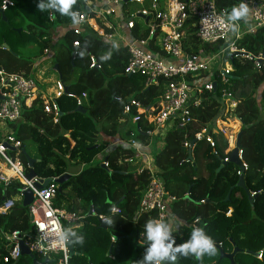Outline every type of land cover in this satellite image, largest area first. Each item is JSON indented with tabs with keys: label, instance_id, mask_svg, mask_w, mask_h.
<instances>
[{
	"label": "trees",
	"instance_id": "1",
	"mask_svg": "<svg viewBox=\"0 0 264 264\" xmlns=\"http://www.w3.org/2000/svg\"><path fill=\"white\" fill-rule=\"evenodd\" d=\"M13 1L14 5L4 11L7 22L0 15V70L7 74L33 78L35 61L20 55V49L34 43L39 56L43 57L44 50L55 46L52 45L51 29L57 25L68 27L62 35L65 43L57 46L52 59V69L57 64L56 74L66 88L57 99L61 113L58 121L54 123L52 115L44 112L43 98L39 94L31 106L23 105L18 121L8 123L21 142L18 156L24 171L27 174L29 167L22 150L36 160L33 171L39 178H57L70 173L71 177L61 184L55 200L63 196L68 210L76 209L80 204L87 209L92 206L96 214L106 218L103 227L96 215L85 211L83 225L70 229L76 236L83 237L82 243L70 238L74 250L70 264H89V261L91 264H137L148 246L144 225L155 219L156 212L135 217L150 174L143 168V163L140 164V157L128 142H138L143 151L149 153V145L157 135L149 134L154 123L144 110L154 115L164 81L145 88L143 76L124 72L129 59L126 47L111 44L87 25L83 26L81 33H75L71 16L54 9L55 17L52 18L50 9H38L39 0ZM144 4L147 6V2ZM215 4L218 10L230 13L233 7L239 6L240 0H215ZM119 9L120 16L129 18V1ZM84 10L86 7L81 0H71L70 11ZM182 30V47L187 54H213L224 46L220 40H198L193 19L188 20ZM131 34L135 38L146 39L149 29L135 19ZM154 40L155 37L149 38L151 47ZM73 42L78 46L74 47ZM4 43L7 48L3 47ZM238 46L255 56L263 53L264 27L246 35ZM72 52H75L73 61ZM91 59L100 68H91ZM232 66L229 83L237 101L234 114L241 122L240 151L245 167L240 169L228 163L217 172L222 161L230 155V152L225 153V138L212 131L214 120L222 113L218 87L206 92L200 106L192 111L194 122L182 128L168 129L162 137V148L149 154L156 175L163 181L167 194L174 198L166 221L182 222L176 231H172L174 246L190 238L191 224L195 223L224 253H231L234 247L239 249L234 255L235 264H264V65L255 68L249 60L233 58ZM207 77H204L205 81ZM212 79L219 82L218 72L213 73ZM81 94L86 95L83 103L86 113L75 112L74 97ZM131 102L138 103L140 109L132 106ZM125 106L130 107L128 114L124 113ZM138 113L140 120L132 122L131 118ZM204 128L205 135L212 137L213 146L205 140L195 142L189 157L185 142L193 143L194 133ZM111 143H114L113 148L107 149ZM101 153L104 154L102 159L95 160ZM9 154L14 155L10 151ZM105 157L107 167L102 163ZM238 171H241L240 175H237ZM239 176L243 177L245 188L252 196L254 217L245 189L235 187L225 201ZM19 186L16 180H12L6 190L0 184V200L15 199L14 207L6 215H0V232L24 233L31 228L27 207H22L17 199ZM77 200L80 203H76ZM113 207L120 212L112 213ZM111 237L116 240L112 242ZM109 249L110 255H107ZM215 249L214 254H205L201 259L178 253L175 263L230 264L227 259H220L219 250ZM259 252L260 258L253 254ZM6 253L5 243L0 238V264L13 263L3 261ZM33 256L37 261L43 260L36 254ZM26 260L30 258H20L16 264H21V261L26 264ZM29 264H32L31 260Z\"/></svg>",
	"mask_w": 264,
	"mask_h": 264
},
{
	"label": "built area",
	"instance_id": "2",
	"mask_svg": "<svg viewBox=\"0 0 264 264\" xmlns=\"http://www.w3.org/2000/svg\"><path fill=\"white\" fill-rule=\"evenodd\" d=\"M81 1L85 4L86 10L75 12L77 17L75 33H81L83 26L87 25L99 37L111 44L117 46L116 42H120L122 46L126 47L129 54L128 63L124 69L125 74L143 76L145 88L157 86L161 80L164 81L162 94L156 103L157 110L154 115H149L151 111L144 110L147 118L154 123L153 131L149 134L162 138L171 127L182 128L190 125L195 121L192 111L200 106L204 94L218 87L222 113L214 120L212 131L225 138L227 142L225 153L231 152L235 147L241 122L234 114L237 101L229 83V76L233 71L229 56L233 54V58L249 60L253 62L255 68L264 65V52L255 56L238 46V42L246 35L264 27V0H243L249 12L246 19L235 22L238 24L236 31H232L228 27L227 15L229 13L224 9L218 10L215 0H128L129 3L134 2L141 5L138 9L130 12L129 18L120 16L129 31V40L119 30L120 21L116 13L126 3L125 0ZM145 2H147V6H145ZM13 5V0H0V12L4 13ZM135 19H138L143 26L148 27V38L139 39L132 36L131 31L135 27ZM190 19L194 20V34L198 40L203 42L220 40L224 44L223 48L213 54L192 55L185 53L182 47L184 37L182 29ZM117 32L120 34L118 38H115ZM150 37H155L152 47L149 45ZM73 46L77 47L78 43L73 42ZM152 48H156V50ZM44 53L46 54L47 50H44ZM226 57L229 61L225 60ZM219 59L224 60L223 64L217 68ZM90 67L100 68L92 59ZM214 72H218L219 82L214 79L205 81L204 77L207 75L212 77ZM213 83L216 84L215 87ZM55 89L56 91L50 94H40L43 98V110L46 114L52 115L54 123L58 121L57 99L66 88L58 80ZM0 95L2 97L0 100V123L8 124L20 119L23 105L31 106L33 100L39 95V91L34 78L19 74H7L0 70ZM85 97V94L74 97L76 106L83 107ZM131 105L140 109L138 103L131 102ZM129 112L130 107L125 106L124 113L128 114ZM140 118L138 113L131 120L136 122ZM201 140H205L213 146V139L211 136L205 135V128L201 132L194 133L193 144L185 142L184 146L192 150L194 143ZM4 144L12 147V150L5 148ZM128 145L134 149L138 157L143 158V168L147 169L150 174V181L140 198L135 217L155 211V219L166 221L169 206L174 198L167 194L163 181L156 175L151 154L143 151L142 145L134 140L129 141ZM20 150L21 142L12 131L0 129V184L6 190L12 180H16L20 183L17 189V199L21 202L22 193L28 189L32 192L33 197L32 202L27 206L30 230L24 233L19 231L0 232V238L4 241L7 250L3 261L14 262L22 257L19 246L21 240L32 254L40 256L43 260L47 259L45 264H70L68 242L61 243L59 233L63 230L81 227L86 213L82 211L81 206L72 210L56 207L54 201L58 191V184L55 182L57 178H49L48 184L40 189L37 188L36 178L28 179L26 177L18 156ZM9 151L14 155H10ZM238 158L241 160V151H239ZM102 163L107 167L106 161ZM241 164L240 169L245 167L242 161ZM2 165L11 170L10 175L2 170ZM240 174L241 171H238L237 175ZM76 203H80V201L77 200ZM14 205L15 199L2 198L0 200V215H6ZM88 212L96 215L101 223H105V216L96 214L92 206L89 207ZM111 212L119 213L120 211L117 207H113ZM229 213L230 211L227 214ZM191 228H197L195 223L191 224ZM111 241H115L113 237H111ZM257 256L260 258L261 252Z\"/></svg>",
	"mask_w": 264,
	"mask_h": 264
},
{
	"label": "clouds",
	"instance_id": "3",
	"mask_svg": "<svg viewBox=\"0 0 264 264\" xmlns=\"http://www.w3.org/2000/svg\"><path fill=\"white\" fill-rule=\"evenodd\" d=\"M37 7L41 11L55 9L61 14L69 15L74 23L77 20L76 13L70 11L71 0H46V2L39 0ZM248 12L247 5L241 0L239 6L233 7L227 15L228 27L236 31L238 24L235 22L246 19ZM144 234L148 246L137 264H163L165 261H168V264H174L178 253L184 256L194 255L196 259H201L205 254L212 255L216 251L212 238L206 235L201 228H193L190 238L177 246H174L172 225L168 221L158 219L148 221L144 225ZM73 237L77 242H83V237L76 236V233L71 230H63L59 233L61 243L69 242Z\"/></svg>",
	"mask_w": 264,
	"mask_h": 264
},
{
	"label": "water",
	"instance_id": "4",
	"mask_svg": "<svg viewBox=\"0 0 264 264\" xmlns=\"http://www.w3.org/2000/svg\"><path fill=\"white\" fill-rule=\"evenodd\" d=\"M128 0H125V2H127ZM51 11V17L54 18L55 17V14H54V9H50ZM0 15H1V19L5 22H7V19L4 15L3 12H0ZM3 47L4 48H7V45L4 43L3 44ZM74 56H75V52H72L71 53V57H72V61L74 59ZM229 60L232 62L233 60V54H231L229 56ZM57 73H58V66L57 64L54 65V68H53ZM59 79H60V76H59ZM214 87L216 86L215 83H213ZM0 100H2V97L0 95ZM75 112H79V113H86V109L81 107V106H77L76 109H75ZM58 117L61 116V113L58 112ZM240 131L238 132L237 136H236V141H235V147L231 150L230 152V155L229 157L227 158V160H223L221 165L219 166V168L217 169V172L222 168V166L228 164V163H233L235 165H237L239 168H241V160L238 158V154H239V151H240ZM193 144V143H191ZM5 148H8V149H11L12 150V147L8 146L7 144H4L3 145ZM23 153H24V156L26 158V162H27V166L29 167V171L28 173L26 174V177L28 179H31V178H36L37 180V183H36V187L37 188H42L43 186H45L46 184H48L50 182L49 179H43V178H39V177H36V174L35 172L33 171V165L35 163V159L30 157L29 155H27L24 150H22ZM189 157H191V149H189ZM107 158L105 157L104 158V161H106ZM71 177V174L70 173H64L62 174L61 176L57 177V179H55V182L58 184V191H61V184L67 180L68 178ZM235 187H240L242 189H245L247 195H248V199H249V202H250V207H251V215L252 217L255 216L254 214V208H253V203H252V196L250 195V193L248 192V190H246L245 188V185H244V181H243V177L242 176H239L238 178V181L236 183L235 186H232L227 195H226V198H225V201H227L230 197V194H231V191L235 188ZM33 200V197H32V192L28 189V190H25L23 193H22V200H21V205L22 207H27ZM101 223V222H100ZM101 226L105 227V224L104 223H101ZM114 240H116L114 238ZM19 246H20V249H21V254L23 256H29L31 259H32V264H45L47 263V259H44L43 261H37L36 258H34L33 254L29 251V249L27 248V246H25L23 244V242L20 240L19 241ZM214 247L217 248L219 250V258L222 259V258H225L227 259L230 264H235L234 263V255L239 251V249L237 247H234L232 252L231 253H224L220 246L219 245H216L214 244ZM68 249H69V254L70 256H72L74 254V250H73V241L70 239L69 242H68ZM255 256H257L258 254L257 253H253ZM107 255H110V249L108 250L107 252ZM89 261V259H88ZM18 261H14L12 264H16ZM90 263V261H89ZM163 264H168V261H165L163 262ZM174 264L175 261H174Z\"/></svg>",
	"mask_w": 264,
	"mask_h": 264
},
{
	"label": "rangeland",
	"instance_id": "5",
	"mask_svg": "<svg viewBox=\"0 0 264 264\" xmlns=\"http://www.w3.org/2000/svg\"><path fill=\"white\" fill-rule=\"evenodd\" d=\"M140 6L141 5L138 4V3H134V2L130 3L131 11L138 9ZM17 20H18V18L15 21H17ZM73 25H74V27H77V25L74 22H73ZM66 28H68V27L65 26V25H57L56 27H53L51 29V32L53 33L54 43L56 45V46H53V50H55L57 48V46L61 42L65 43L64 40H62V34H63L64 31H66ZM126 39L129 40V37H126ZM121 42H124V41H121ZM116 44L117 45H121L120 42H116ZM50 50L51 49H48L49 52H50ZM20 55H22L23 57H30V58H33V59L34 58H36V59L40 58L39 53H38V47L34 43H28L25 47L21 48L20 49ZM52 59H53V57L50 58L49 60H46L45 63H43V65H40L41 73H39V71H38L33 76V78L35 79V81L37 83V88H38L39 94H41V95H43V94L47 95V94H50V93L56 91V89L53 88V87L56 86V82L58 81L59 77L56 74L55 70L52 69V65H53V60ZM227 59H228V57L225 58V60H227ZM223 60L224 59H219L218 60L217 68H219L221 66V64H223ZM227 61H229V60H227ZM43 68H45V69H43ZM206 79L212 80V77L209 76ZM262 86H264V84ZM262 86L257 90V94L259 93V91L262 88ZM0 128L3 131H8V132L12 131L10 126L8 124H6V123H0ZM238 129H239V127H238ZM161 142H162V138L161 137H159V136L153 137V141H151V144L149 145L150 150H151V152H150L151 154H153L154 151H156L158 149V145ZM115 143H116V141H115ZM26 144H27V146H29L28 143H26ZM110 148H111V146H110ZM107 149H109V147H107ZM103 155H104L103 153L97 155L95 160H97V161L101 160ZM139 159H140L139 160L140 164L142 165V163H144L143 158L140 157ZM0 160H1V158H0ZM77 169L78 168H76V170ZM54 204L58 208H62V209L68 210L66 208L67 201H66V199L63 196L62 197L60 196L57 201L55 200ZM82 211H84V212L86 211V213H87L88 209L84 208L82 206ZM170 223L173 224V220ZM24 257L25 256L21 257V259H23ZM37 257H38V259L41 258L38 255H37ZM30 260L32 261L31 258H30ZM30 260H26V264H29ZM21 264H23L22 261H21Z\"/></svg>",
	"mask_w": 264,
	"mask_h": 264
},
{
	"label": "crops",
	"instance_id": "6",
	"mask_svg": "<svg viewBox=\"0 0 264 264\" xmlns=\"http://www.w3.org/2000/svg\"><path fill=\"white\" fill-rule=\"evenodd\" d=\"M120 9H118L117 10V16H118V18H119V21H120V26H119V30L122 32V33H124V35H125V37H129L128 36V30L126 29V27H125V25H124V22L122 21V19H121V17H120ZM64 33V32H63ZM120 34V32H117L116 33V35H115V38H118V35ZM63 35V34H62ZM52 41H53V44L52 45H55L54 44V38L52 37ZM56 46V45H55ZM117 46H121V45H117ZM54 51L55 50H53V49H51L50 50V52L47 50V53L45 54H43V57H40L39 59L37 58H34V61H35V69H36V72H38L39 71V73H41V69H40V65H43V64H41V63H45V61L46 60H49L50 58H52L53 57V53H54ZM43 69H45V68H43ZM36 72H35V74H36ZM58 80H59V78H58ZM53 88H55V86L53 87ZM1 129V128H0ZM110 146H111V148H110ZM110 146H108L109 147V149H112L113 148V146H114V143H111L110 144ZM162 146H163V142H161V143H159V145H158V149H160V148H162ZM149 147H147V149H148ZM148 151V150H147ZM149 153H150V149H149ZM6 168V167H5ZM9 170V169H8ZM81 206V204L80 205H78V207H80ZM82 207V206H81ZM227 215H229V214H227ZM182 224V222H180L179 220L178 221H174L173 222V224H171L172 225V231H176L177 229H178V226L179 225H181Z\"/></svg>",
	"mask_w": 264,
	"mask_h": 264
},
{
	"label": "bare ground",
	"instance_id": "7",
	"mask_svg": "<svg viewBox=\"0 0 264 264\" xmlns=\"http://www.w3.org/2000/svg\"><path fill=\"white\" fill-rule=\"evenodd\" d=\"M2 170L6 173V174H11V170H8L7 168H5V166L4 165H2Z\"/></svg>",
	"mask_w": 264,
	"mask_h": 264
}]
</instances>
